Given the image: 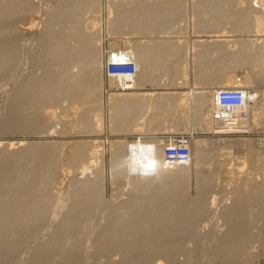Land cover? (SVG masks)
I'll return each instance as SVG.
<instances>
[{
    "label": "bare ground",
    "instance_id": "bare-ground-1",
    "mask_svg": "<svg viewBox=\"0 0 264 264\" xmlns=\"http://www.w3.org/2000/svg\"><path fill=\"white\" fill-rule=\"evenodd\" d=\"M39 1L44 3V0ZM56 1L51 8L48 6L51 12H47V17L42 12L46 17L45 23H42L44 26H41L39 38L37 31L38 39L33 38L38 41L36 52L31 55L32 59L42 61L39 69L41 72L38 76L27 72L30 75L26 73L21 78V71L20 79L17 77L16 83L10 73L14 81L12 85L15 86L12 88L9 83L10 86L7 87L11 90L6 87L9 92L5 87L2 88L4 85L1 83L6 85L5 79L8 82L10 76L8 74L9 77L4 79L2 75H7L6 72L16 68L19 51L25 47L20 41L28 42L32 29L37 27L38 21L33 16L39 4L37 6L34 0H0V81L1 78L4 79V82H0V91L6 90V95L8 92L9 96L7 98L4 95V98L10 100V103L6 102L9 107L5 105L8 110L4 124L2 123L4 126L0 124L1 132L24 135L61 133L64 129L70 132L72 128L78 129L77 131L82 129L80 132L98 131L105 115V106L102 108L100 104L104 87L107 92V114L109 113L107 120L112 132L134 130V126L143 124L137 122L143 116L146 117L144 125L148 130L163 131L171 127L172 130L180 125L178 129L182 127L186 131L191 102L195 130L209 133L214 138L187 139L186 136H178L139 141L112 139L109 142V166L113 170V183L120 188L124 182H129L130 188L128 185L127 191L133 192L128 200H120L115 205L113 202L108 204L111 201L107 203L101 197L102 146L99 141L75 140L65 152L60 140L0 142V255L5 250L17 251L24 243L34 240V248H31L33 255L27 261L28 264H44L51 258V263H56L55 256L60 249L65 252L63 256L71 264H79L82 261L80 257L86 254L80 255L83 243L80 236L94 227V224L90 226L89 223V229L83 231L88 226L84 222L93 220L94 223L96 212L108 208L105 209L107 213L104 210L106 221L98 228L96 224V230H92L94 234L86 233L92 244L89 246L103 252L112 249L114 251L116 248L117 251L119 248L125 254V259L122 258L129 263L132 257L138 258L133 255L134 251L140 253V260H146L150 251L175 250L180 235L186 233L198 217L207 215L216 200L218 201L217 195L224 193L220 196L226 197L230 193L227 195L230 202H223L224 205L218 210V216L224 220L226 227L221 232H218V226L214 228L215 231L212 229L215 233L223 234L218 236L219 240L211 237L216 239L217 244L213 241L216 247L212 243L210 245L217 254L220 253L219 259L223 256L219 260L222 261L221 264H227L228 261L233 264L231 261L238 260L241 245L247 244L242 243L247 242L242 241L248 231L247 225L249 227L252 220L256 219L255 216L264 215V138L246 136L253 130L264 129V89L253 85L256 78L260 79L258 83L264 84V37H261L264 36V0H109L107 8L114 16L108 20V30L130 36L111 41L106 48L102 47L99 39L97 13L96 16L90 13L98 9L100 0ZM88 12L90 15L85 17ZM188 17L194 18L192 23L198 28L195 33L198 32L206 38H198L192 42L182 38V29L186 33L187 26L191 23ZM42 19L41 17L40 20ZM150 33L163 34L165 37L146 39V35H151ZM32 42L31 46L30 41L29 45L26 43L31 47V52L35 45ZM49 50L54 52L51 66L48 65L46 56ZM26 51L27 48L25 55L28 56L30 50L27 54ZM24 59L27 60L23 58L22 61ZM29 59L28 57V62L24 60L28 66ZM124 62L133 63V77L123 67H119L120 70L115 73L107 70L109 63ZM19 63L22 64L20 60ZM25 64L22 68L20 66L21 70ZM26 68L27 66L25 72ZM190 71L193 72L192 75ZM146 85H152L154 89H143ZM233 86L241 87L247 92L248 103L244 108L233 112L234 119H216L214 114L218 109L217 91ZM61 100L70 101L76 109L72 118L66 121L60 108L56 110L55 107H59ZM3 102L5 101L2 104ZM142 145L154 146V150L152 147L143 148ZM171 145L188 148L186 163H177L172 158H167L165 150ZM134 155L138 157L141 168L145 170L148 166L155 174L130 176L124 164L126 158ZM82 163L86 166H80ZM247 164L250 167L245 168ZM63 165L81 169L78 172L81 175L76 176L77 173H74L67 186L61 184L64 177L60 179L62 173L59 174ZM192 166L195 168L194 196L188 192ZM221 168L224 175L218 173ZM87 169L91 170L89 171L92 176L86 172ZM252 170L256 172L253 173ZM251 172L253 175H250ZM125 177H129V180L123 181ZM219 180H225L229 187L226 183L221 184ZM218 182L223 187L216 186L218 189H214L213 185H219ZM57 184L67 188L61 190L63 186L60 188ZM97 216L101 217L99 220H103V216ZM250 231L252 233L251 229ZM218 233L216 235H220ZM257 234L260 235L261 232ZM256 235L252 234L251 237H257ZM199 247L201 248V244ZM86 248L82 249L83 253ZM27 249H30L29 244ZM96 249L92 248V251ZM26 250L25 252L28 251ZM195 250L191 249V252ZM53 254L54 257H51ZM93 256L94 254L92 258ZM96 256L100 258V254ZM84 257L85 260L87 254ZM249 258L244 261H249ZM69 260H64V263L68 264ZM158 260L166 264L165 259ZM262 260L264 261V256L259 264H262Z\"/></svg>",
    "mask_w": 264,
    "mask_h": 264
},
{
    "label": "rangeland",
    "instance_id": "rangeland-1",
    "mask_svg": "<svg viewBox=\"0 0 264 264\" xmlns=\"http://www.w3.org/2000/svg\"><path fill=\"white\" fill-rule=\"evenodd\" d=\"M35 1V3H37V6H38V4H39V6L36 8V13L34 14V16L33 17H35L34 19H36L37 21H38V23H37V27H38V25H39V27H38V29H37V27L35 26L33 29H32V32L35 34V36H34V34L31 32V35L33 36H30L28 39H30L29 41H30V43H29V41L28 40H26V41H28V42H25V41H23V40H21L20 42V44H22L23 43V47H24V45H25V47L28 49V51L30 52L29 53V55L27 56V55H25V50H26V48H25V50H24V48L22 49H20V51H19V53L20 54H18V60H17V64H19V65H17L16 64V68H17V71L19 72H17L15 69L16 68H14V70H15V72L16 73H18V75L15 73V75H14V70L13 71H10V72H6V74L7 75H5L4 74V76L2 75V78H6V76H8V74H9V76H10V73H11V76L13 75V77L15 78V76H16V79H14V78H12L11 76L9 77V79H8V82L6 81V79H5V83H6V85L3 83H1V85L3 86H1L2 88H4L5 87V89L6 90H8V89H10L11 90V88H9V87H7V85L8 86H10V84L9 83H11V86L10 87H12V86H15V84L14 85H12L13 83L12 82H14L15 80H17V77H18V80L20 79V75H21V78H22V76H26V75H30V74H33V73H35V75L36 76H38L39 75V72H41V70H39L40 69V66H41V63L40 62H42L41 60H39V59H32L33 57H32V55H34L35 54V52H36V48H37V45H36V43H37V41L38 40H33V38L35 37V38H37L36 37V31H37V36H38V38H39V35L41 34V30H42V27L44 26V24H42L45 20H44V18H46L48 15V11H50L51 12V9H49V7L51 6V5H55V0L54 1H52V2H50V0H47L48 2H46L45 0L43 1L44 3H42L41 1H39V0H34ZM37 1V2H36ZM40 3H39V2ZM108 1L109 0H100V5L98 6V9H100L99 11H98V9L97 10H95L94 11V13H93V11L92 12H90V13H92L93 15H95L96 13V18H97V20H99L98 21V23H97V26L99 27V30H100V32H99V39H100V42H101V44H102V47L103 48H106L107 47V45H108V43L109 42H111V41H118V40H123V39H126V38H128V36H130L129 34H122V33H111L109 30H108V28H109V22H108V20L110 19V18H112L114 15V13H110L109 11H108ZM112 1V0H111ZM113 1H115V0H113ZM116 1H118V0H116ZM190 1V0H189ZM47 4H50V5H47ZM56 2H58V0L56 1ZM41 4H45V5H47V7L44 5H41ZM41 6H43V8L41 7ZM49 6V7H48ZM39 7H40V9H42V11H40V9H39ZM47 8L49 9V10H47ZM51 8V7H50ZM45 9V10H44ZM38 10H39V12H38ZM47 10V11H46ZM44 11V15L46 14V17L42 14V12ZM46 11V12H45ZM85 11V10H84ZM48 12V13H47ZM90 13L88 12L87 13V16H86V13H85V17H88L89 15H90ZM36 14L38 15L37 17H36ZM41 14L44 16H41ZM92 16V15H91ZM112 16V17H111ZM41 17L43 18L42 20H40L41 19ZM189 19H190V25L189 26H187V32L185 33L184 31H186V30H184V28L182 29V33L180 34V35H182V38H184V39H187L189 42H192V41H194V40H197L198 38H206L205 36H202V34L200 35V33H195L196 32V29H198L197 27H195L194 25H193V23L192 22H194V20H192V19H194L193 17L191 18V17H188ZM45 23V22H44ZM67 23V22H66ZM67 24H69V23H67ZM43 25V26H42ZM42 26V27H41ZM41 27V28H40ZM57 27H58V25H57ZM108 27V28H107ZM194 28V29H193ZM40 29V30H39ZM193 30H195V31H193ZM39 32V33H38ZM185 33V34H184ZM151 34V33H150ZM153 34V33H152ZM146 35V39H149V38H161V37H165L163 34H159V35ZM150 36V37H149ZM184 36V37H183ZM261 37H264V36H261ZM259 38L260 40L262 39V38ZM34 38V39H35ZM37 38V39H38ZM32 39V40H31ZM33 41V42H32ZM31 42H32V44L35 42V45H36V47H35V45L32 47V50L34 51H32L31 52V47L29 48V46H27V45H29L30 44V46H31ZM25 43V44H24ZM26 43H27V45H26ZM29 43V44H28ZM35 47V48H34ZM23 50V51H22ZM28 51H26V54L28 53ZM22 52V53H21ZM24 53V54H23ZM34 53V54H33ZM21 54H23V56L21 55ZM32 54V55H31ZM24 55L26 56V57H24ZM52 55H54V52L52 51V50H49V52L47 53V57H48V59H47V63H48V65H52L53 63H52V61H51V58H52ZM20 57H22V58H20ZM28 57L30 58V59H32V61L29 59V66H28V64L26 63V62H28ZM23 58H27V60L26 59H24L23 61H22V59ZM19 60H20V62L22 63L21 65H20V63H19ZM31 61V62H30ZM24 62V63H23ZM27 65H26V64ZM25 64V66H27V68H26V72L24 71L25 70V66H24V68L21 70V68L23 67V65ZM20 66H21V68H20ZM20 68V69H19ZM20 71H19V70ZM29 71H28V70ZM21 71H23L22 73H21ZM13 72V73H12ZM27 72H29V73H27ZM32 72V73H31ZM239 73H241L240 71H238ZM21 73V74H20ZM27 73V74H26ZM191 75H192V71H190L189 72ZM24 74V75H23ZM26 74V75H25ZM1 78V81L0 82H2V80H3V82H4V79H2ZM14 80V81H12V79ZM17 80V81H18ZM256 81L253 83V85L254 86H257L259 89L261 88V89H264V84H260V83H258V81L260 80L259 78H256L255 79ZM17 81H15L14 83H16ZM105 85H106V83H105ZM260 86H262V87H260ZM8 89H7V88ZM145 88H143V89H154V86H152V85H146V86H144ZM190 87V86H189ZM13 88V87H12ZM104 89V90H103ZM103 89H102V99L100 100V104H101V107L102 108H104V106H105V115H104V117H103V124H102V126H101V129L100 130H98V131H95V130H92V131H90V132H80V130H82V129H79V131H77L78 129H75V128H72V129H70V132H67V131H69V130H66V129H64L63 130V132H61V133H55V132H48V133H34V134H30V133H25V135L24 134H21V133H18V134H12V133H6V132H1L2 131V129L0 130V142H9V141H13V142H15V141H18V140H22V141H56V140H60V141H62L61 143H62V148H63V152H65V150L67 151V149L70 147V144H72V142L73 141H75V140H96V141H99L100 143H101V146H102V150H101V154H102V161H101V165H102V172H101V174H102V182H101V194H102V199H104L105 200V202H109V201H111V203L109 202L108 204H113L114 203V205L115 204H118V203H120V200L122 201H124V200H128L129 199V197H131L132 195H133V192L132 191H127V190H129V188H130V184H129V182L128 183H126V182H124L123 184H122V186H120V188H118V187H116V184L115 183H113V173H112V167H110L111 166V157H110V146H109V142L112 140V139H125V140H132V141H139V140H143V139H154V138H162V139H167V138H176V137H178V136H183V137H185V138H187V139H190L191 137L192 138H196V137H206V138H214L213 136H211L209 133L208 134H205V133H201L199 130H195V127H194V121H193V116H192V104H191V102L189 103V107H190V111H189V122H188V127H187V130L186 131H184L183 129H182V127H181V129H178V128H180V125H178V127L177 128H173L172 130H171V128H168V130L166 131L165 129H163V131L162 130H154V131H151V130H148V128H146L145 127V125H144V122L146 121V117L145 116H143V117H141V118H138L137 119V122H141V123H143L142 125H138V126H134V130L132 129L131 131H119V132H112V131H110V127H109V123H108V120H107V115L109 114H107V92H106V89L103 87ZM184 89H188V88H184ZM0 90H2V89H0ZM4 90V89H3ZM6 90H4V92L3 91H0L1 93H0V109H2V106H3V108L5 107V105H6V107L9 105V103H10V100L8 101V100H6L5 98L7 97L8 98V96H9V93L7 92V94L8 95H6ZM9 91V90H8ZM10 92V91H9ZM3 94V95H2ZM2 95V96H1ZM6 97H5V96ZM2 97V98H1ZM5 97V98H4ZM3 98H4V100H3ZM5 101V102H3V104H2V101ZM62 101V102H61ZM60 101V103H59V101H58V103L61 105H59L58 103H56V105L58 104L59 105V107L58 106H55V107H57L56 108V110L58 109L59 110V108H60V112L64 115V118H65V121L67 120V119H71L72 118V116H73V114H74V111L76 110L75 108H74V106L71 104V102L70 101H63V100H61ZM6 102H9V103H6ZM6 103V104H5ZM62 103V104H61ZM8 104V105H7ZM5 107V108H6ZM9 107V106H8ZM7 107V108H8ZM5 109V111H4V109H2V114H0L1 115V117H0V124L2 125V123L4 124V122H3V120H5V114L7 113V110L8 109ZM1 112V111H0ZM4 112V113H3ZM2 117H3V119H2ZM2 119V120H1ZM69 121H71V120H69ZM1 125H0V127H1ZM2 126H4V125H2ZM52 129V128H51ZM171 131H170V130ZM52 130H54V129H52ZM51 131V130H50ZM75 131H77V132H75ZM21 134V135H20ZM27 134H29V135H27ZM250 135V136H249ZM249 135H246V136H248V137H251V138H264V129H258V130H253L252 131V133L251 134H249ZM170 136V137H169ZM110 158V159H109ZM110 165V166H109ZM80 166H86V164H84V163H82V164H80ZM247 166H249V164H247V165H245V168H247ZM148 166H146L145 168V171H147V172H149V173H152V169H150V167L149 168H147ZM250 167V166H249ZM248 167V168H249ZM62 169L60 170L59 169V174L60 173H62L61 175H60V179H62V177H64L63 178V180H62V183L61 184H63L64 186H67L68 185V180L70 179V177H73V174L75 173V175H76V173H77V175L76 176H79V174L80 173H78L79 172V170H81V169H78V168H74V166H68V165H63L62 167H61ZM76 169V170H75ZM149 169V170H148ZM206 168H204V170H205ZM90 169H87L86 170V172L90 175V176H92L93 174L91 173L90 174V171H89ZM194 170H195V168H194V166H192L191 168H190V171H191V179H190V183H189V194L191 195V196H194L196 193V185H195V172H194ZM233 170V169H232ZM60 171H62V172H60ZM206 171V170H205ZM251 171V170H250ZM252 172L254 173V172H256L255 170H252ZM251 172V173H252ZM218 173H220L221 175H224L225 174V172H224V170H223V168H221L220 170H219V172ZM250 173V175H253V173L251 174ZM81 175V174H80ZM141 177L143 176V175H140ZM245 176V175H244ZM75 177V176H74ZM126 179H127V177H125V178H123V181H126ZM129 180V177H128V179H127V181ZM222 181H224V182H222ZM219 182H221V184H225L226 183V181L225 180H219ZM218 182V183H219ZM125 183H126V185H125ZM63 185H60V184H57V186H60V188H62V186ZM129 185V188H127V186ZM226 185H227V183H226ZM63 186V188L61 189V190H65L67 187H64ZM216 186H222L223 187V185H220V183H219V185H216V183H215V185H213V187H214V189H218V187H216ZM228 186V185H227ZM226 186V187H227ZM115 187V188H114ZM216 187V188H215ZM219 187V188H220ZM229 187V186H228ZM122 188H124V189H122ZM127 188V189H126ZM117 190V191H116ZM131 190V189H130ZM114 191V192H113ZM127 193H126V192ZM113 193H115V194H113ZM123 193H124V195H123ZM129 193V194H128ZM224 193H222V194H220L221 196L223 195ZM113 195H116V196H113ZM122 195V196H121ZM219 195V194H218ZM217 195V199H218V201L216 200V203H217V207L218 208H216V203H214V207L212 206L210 209H209V211L206 213L207 215L205 216H202V217H198V219L196 220V223H194L193 224V226H191L190 228H192V229H188V230H190V232L188 231V230H186L185 232L186 233H182L181 235H180V237H179V244L177 245V247L175 248V250L172 248V249H168V250H165V251H163L164 252V254H163V252H161V254H160V252H158V251H150L149 253H148V255L146 256V260H140L139 259V254L137 253V251H134L133 253H135V254H133V255H137V257L138 258H136L135 256L134 257H132V255L131 256H129L130 258H131V262L129 263V261H126L125 262V254H124V251L122 250V251H120L119 250V248H118V250L116 251V249L114 250V251H116V252H114V251H112V250H109V251H98L96 248H94V247H92L93 249H96V250H93L94 251V253H93V251H92V248L89 246L91 243L89 242V239H88V237L89 236H87L86 235V233L88 234V235H92V234H94L93 233V231L94 230H96V228H98L99 227V225L101 224H103L105 221H106V213L108 212L107 210H105V209H108V208H105V209H99L97 212H99L98 214H99V216H103V220H99L100 218H98V214H97V212H96V214L94 215V217L93 218H95V221H94V223H92V221L93 220H90L89 222H84L85 223V225L86 224H88V226L86 225V229L84 228V230L83 231H85V230H88L89 228L88 227H90L91 225H93L94 224V227L96 226V224H97V227L96 228H94L93 226L91 227V229H89V231H85V232H83L82 233V235L80 236L81 238H83V240H82V242L84 243H82V249L84 248V247H89V250H87V248H86V250H87V252H85L86 250H83L84 251V253L82 252V249H81V251H80V255L81 254H87V257H89V258H87L86 257V259L84 260V256H86V254L84 255V256H82V257H80V260L82 259V261L81 262H83V263H81L80 261V263L81 264H110L109 262H111V264H120L122 261L124 262H122L121 264H163V263H161L158 259H162V260H167V261H165L164 260V262H166V264H168V262H169V264H172V262H173V264H175V263H179V264H196V262H198V261H200V262H204L203 264H208V263H212L213 264V262L214 263H216V264H221V262L222 261H219V260H221V258L223 257V256H221V258L219 259V257H220V253H218L217 254V252L215 251V248L214 247H211L214 243H213V241H215V244H217L216 243V239H214V238H217V240H219L218 239V236H221L222 234H223V232H222V234L221 233H218L219 231L221 232V230H223L224 231V229H225V227H226V224L224 223V220L221 218V217H219L218 215V210H220L219 208H221V206L222 205H224V204H226L227 202L229 203L230 202V198H228L227 197V195H230V193H228L227 195H226V197L225 196H223V197H221L220 195L218 196ZM206 197H207V194L205 195ZM115 197V198H114ZM120 197V198H119ZM113 198V199H112ZM223 200H222V199ZM119 199V200H118ZM208 199H210V198H208ZM220 199V200H219ZM222 200V201H221ZM224 200H226V201H224ZM220 201V202H219ZM113 202V203H112ZM224 202V204H222ZM220 205V206H219ZM65 208V207H64ZM63 207H62V209H64ZM213 208H216V209H213ZM104 210H105V212L106 213H104ZM213 212H212V211ZM100 212H101V214H100ZM217 212V213H216ZM216 213V214H215ZM61 214V213H60ZM59 214V215H60ZM209 214H211L212 216H210ZM58 215V216H59ZM105 215V216H104ZM214 215H215V217H214ZM57 216V217H58ZM61 217H62V215H60ZM209 216V217H208ZM264 215H257V216H255V218L256 219H253L251 222V224H249V227L250 226H252V227H248V225H247V229H246V231L247 232H245V234H246V236H247V234L250 236H247V237H249V238H247L245 235V237H243L242 238V241L243 240H247V242H242V243H247V244H242L241 246V248H240V250L241 251H239V257H238V260L236 259V260H234V261H231V263H233V264H259V262H260V260L262 259V257L264 256V250H262V249H264V247H262L261 245L264 243L263 241H264V233L262 234V231L264 232V217H263ZM56 217V218H57ZM213 217V218H212ZM209 218H211V219H209ZM215 218V219H214ZM220 218V219H219ZM260 218H263L261 221L259 220ZM60 218H58V220H59ZM203 219V220H202ZM257 219H258V221H257ZM58 220H56V221H58ZM97 220H99V221H97ZM202 220V221H201ZM204 220H206V221H204ZM210 220V221H209ZM211 220H212V222H211ZM222 220V221H221ZM255 220V221H254ZM198 221H200V222H198ZM204 221V222H203ZM219 221H221L220 223H219ZM97 222V223H96ZM99 222H101V223H99ZM198 222V223H197ZM210 222V223H209ZM258 222V223H257ZM89 223H90V226H89ZM204 223V224H203ZM224 225H223V224ZM256 225H255V224ZM202 224V225H201ZM207 224V225H206ZM216 224V225H215ZM219 224H220V226H219ZM222 224V225H221ZM85 225H83L84 227H85ZM100 225V226H101ZM204 225V226H203ZM206 225V226H205ZM212 226V228H211V226ZM215 225V227H213ZM261 225V226H260ZM196 226H198V227H196ZM200 226H201V228H200ZM209 228H211V229H209ZM218 226V227H217ZM223 226V227H222ZM216 227H217V229H220V230H218V232H214L215 230H214V228L216 229ZM220 227V228H219ZM88 228V229H87ZM194 228V229H193ZM197 228V229H196ZM249 228V229H248ZM94 229V230H93ZM196 229V230H195ZM199 229V230H198ZM214 231H213V230ZM250 229L252 230V233H249V231H250ZM93 230V231H92ZM195 231L194 233L192 232V231ZM204 230V231H203ZM261 230V231H260ZM196 231H198L197 233H196ZM203 231V232H202ZM212 231H213V233H212ZM189 232V233H188ZM191 232H192V234H191ZM200 232V234H198ZM251 232V231H250ZM261 232V234L260 235H262V237L259 235V234H257V233H260ZM209 233H211L210 234V236H209ZM220 234V235H216V234ZM186 234V235H185ZM187 234H189L188 236H187ZM204 234H205V236H204ZM213 234V235H212ZM251 234V235H250ZM252 234L255 236L256 234V236L257 237H251L252 236ZM84 235V237H82ZM86 235V236H85ZM214 235H216V236H214ZM207 236V237H206ZM260 238H259V237ZM45 238H46V236H44ZM87 237V238H86ZM205 239H204V238ZM211 237H214V238H211ZM192 238V239H191ZM200 238H202L203 239V241L200 239ZM257 238H259V240L257 239ZM263 238V239H262ZM214 239V240H213ZM249 239V240H248ZM256 239H257V242H256ZM184 240V241H183ZM210 240H211V242H210ZM254 240V241H253ZM262 240V241H261ZM88 241V242H87ZM182 241V242H181ZM198 243H197V242ZM208 241H209V245H210V243H212V245H208ZM248 241H249V243H248ZM33 242V243H32ZM86 242V243H85ZM194 242H196V243H194ZM204 242V244L202 245V243ZM218 242V241H217ZM35 243V241L33 240H31V241H29V242H26V243H24L23 244V246L22 247H20L21 249H19L18 248V250L16 251V250H14V251H12V250H8V251H6L5 250V252L3 253V255H0V264H15V263H17L18 264V262H19V264H23V262H24V264H28V262L30 261V256L32 257V255H33V246L35 245L34 244ZM181 243V244H180ZM201 244V248L199 247V245ZM252 243V244H251ZM253 243H255V244H253ZM258 243V244H257ZM260 243H262L261 245H260ZM28 244L30 245V249H27L28 248ZM31 244H33L32 246H31ZM191 244V245H190ZM195 244V245H194ZM215 244H214V246H215ZM27 245V246H26ZM87 245V246H86ZM92 245V244H91ZM245 247H244V246ZM250 245V246H249ZM264 245V244H263ZM84 246V247H83ZM94 246V245H93ZM193 246V248H191ZM204 246V247H203ZM211 247L210 249H208L209 247ZM251 246H252V248H251ZM256 246V247H255ZM257 246H258V250H257ZM23 247H26V248H24L23 249ZM187 247V248H186ZM197 247V248H196ZM199 247V248H198ZM216 247V246H215ZM32 248V249H31ZM90 248H91V250H90ZM203 248H204V250H203ZM242 248H244V250L242 249ZM246 248V249H245ZM28 251H27V250ZM121 249V248H120ZM191 249L192 250H195V252L193 251V252H191ZM198 249H202V250H198ZM250 249V250H249ZM23 250V251H22ZM25 250L28 252H25ZM29 250H31V251H29ZM60 250H61V252H60ZM57 253H56V256H55V258H57V259H55L54 261L57 263V262H59L60 264L61 263H63V264H66V263H64V260L65 261H68L69 259H67L66 260V258H65V256H63V255H65V252L62 250V249H60ZM170 250V251H169ZM209 250H211V252L209 251ZM213 250V251H212ZM253 250H256L257 251V253H256V251H253ZM120 251V252H119ZM202 251V252H201ZM206 251H209L211 254H212V256L210 257V255L208 254L209 252H207L206 253ZM251 251H252V253H251ZM12 254H11V253ZM14 252V253H13ZM15 252H18V254L17 253H15ZM19 252H20V254H19ZM25 252V253H24ZM60 252V254H58ZM64 252V253H63ZM89 252H90V256H89ZM91 252L94 254V256H93V258H92V255H91ZM97 252H99V253H97ZM101 252V253H100ZM121 252L123 253V254H121ZM178 252H179V254H178ZM201 252V253H200ZM216 252V253H215ZM242 252H245V253H241ZM6 253H8V255H6ZM30 253H32V254H30ZM63 253V254H62ZM106 255H109V256H111V257H109V256H106ZM118 253L121 255H118ZM137 253V254H136ZM206 253V254H205ZM215 255H214V254ZM251 253V254H250ZM253 253H254V255H255V253H256V257L253 255ZM0 254H2V253H0ZM15 254V255H14ZM25 254H26V257H24L25 256ZM62 254V255H61ZM97 254H100V258H99V256H96ZM163 254V255H162ZM186 254V255H185ZM244 254H245V257H244ZM10 255V256H9ZM29 255V256H28ZM54 255L55 254H53V256H51V257H54ZM103 255V256H102ZM104 255H105V257H104ZM158 255V256H157ZM183 255H184V257H183ZM214 255V256H213ZM216 255H219V256H217L218 257V259H217V257L216 258H214ZM246 255H247V257H246ZM3 256V257H2ZM8 256V257H7ZM17 256V257H16ZM28 256V257H27ZM118 256H119V258H118ZM190 256H191V258H190ZM242 257V260H241V257ZM251 257V258H253V259H251V258H249V257ZM254 256V257H253ZM24 257V258H23ZM98 257V258H97ZM124 259H123V258ZM152 257H154V258H152ZM189 257V258H188ZM194 257V258H193ZM225 257V256H224ZM260 257V258H259ZM4 258V259H3ZM7 258V259H6ZM13 258V259H12ZM15 258V259H14ZM18 258V259H17ZM22 258V259H21ZM30 258V259H29ZM102 258H103V261H102ZM113 259L114 260V262H113V260L111 261L110 259ZM133 258H134V260H138L137 262L136 261H134L133 260ZM136 258V259H135ZM147 258L148 259H150V260H147ZM171 258V259H170ZM200 258V259H199ZM247 258H249L251 261H253L252 263L251 262H249V261H247L248 259ZM29 259V260H28ZM88 259H90V260H88ZM96 259V260H95ZM99 259V260H98ZM106 259V260H105ZM117 259H118V261H117ZM120 259H122V260H120ZM193 259V260H192ZM195 259H196V262H195ZM199 259V260H198ZM223 259V258H222ZM240 259V260H239ZM245 259H247L246 261H244ZM14 260V261H13ZM18 260H20V261H18ZM24 260H26V262L24 261ZM53 261V259L51 258L50 259V261L48 260L46 263H44V264H49V262H50V264H56V263H51L52 261ZM93 260V261H92ZM108 260V261H107ZM116 260V261H115ZM178 260V261H177ZM198 260V261H197ZM216 260H218V261H216ZM16 261V262H15ZM28 261V262H27ZM62 261V262H61ZM99 261V262H98ZM106 261H107V263H106ZM177 261V262H176ZM208 261H211V262H208ZM263 261V260H262ZM8 262H10V263H8ZM21 262V263H20ZM71 261L69 260V263L68 264H71L70 263ZM89 262V263H88ZM90 262H92V263H90ZM104 262V263H103ZM171 262V263H170ZM184 262V263H183ZM229 263H230V261H228ZM227 262V264H229ZM244 262V263H243ZM246 262V263H245ZM255 262V263H254ZM59 263H57V264H59ZM79 263V264H80ZM202 263H197V264H202Z\"/></svg>",
    "mask_w": 264,
    "mask_h": 264
},
{
    "label": "built area",
    "instance_id": "built-area-1",
    "mask_svg": "<svg viewBox=\"0 0 264 264\" xmlns=\"http://www.w3.org/2000/svg\"><path fill=\"white\" fill-rule=\"evenodd\" d=\"M119 67L128 70V75L132 77L134 76L135 67L131 62L109 63V65H107V70L110 73H115V71L120 70ZM217 98L218 109L215 111L214 117L216 119L220 118L223 121L234 119L235 114L233 112L244 108L249 100L247 92L238 86L220 88L217 91ZM165 153L167 158H172L171 160L177 163H186L189 150L186 146L171 145L166 147Z\"/></svg>",
    "mask_w": 264,
    "mask_h": 264
},
{
    "label": "clouds",
    "instance_id": "clouds-1",
    "mask_svg": "<svg viewBox=\"0 0 264 264\" xmlns=\"http://www.w3.org/2000/svg\"><path fill=\"white\" fill-rule=\"evenodd\" d=\"M142 147L143 148L152 147L154 150V146L142 145ZM124 167L126 168L128 174L130 176L155 174L154 172L149 173V172L145 171L143 168H141L139 165L138 157L135 155L131 156L130 158H126V162L124 164Z\"/></svg>",
    "mask_w": 264,
    "mask_h": 264
},
{
    "label": "water",
    "instance_id": "water-1",
    "mask_svg": "<svg viewBox=\"0 0 264 264\" xmlns=\"http://www.w3.org/2000/svg\"><path fill=\"white\" fill-rule=\"evenodd\" d=\"M262 264H264V261L262 262Z\"/></svg>",
    "mask_w": 264,
    "mask_h": 264
}]
</instances>
